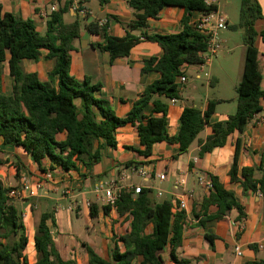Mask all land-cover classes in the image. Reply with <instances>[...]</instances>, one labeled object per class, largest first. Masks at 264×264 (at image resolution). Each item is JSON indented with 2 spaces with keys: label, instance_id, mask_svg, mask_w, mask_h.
Segmentation results:
<instances>
[{
  "label": "trees",
  "instance_id": "obj_1",
  "mask_svg": "<svg viewBox=\"0 0 264 264\" xmlns=\"http://www.w3.org/2000/svg\"><path fill=\"white\" fill-rule=\"evenodd\" d=\"M99 1L105 6L111 0ZM127 1L135 13L134 20L126 25L127 35L124 38L109 36L104 29L105 43L93 46L109 53L111 63L129 57L132 50L145 40L157 43L163 54L145 60L142 73L155 71L160 78L146 87L126 117H117L109 102L98 97L101 83H95L89 77L81 81L71 74L74 42L82 37V20L66 24L63 20L65 11H58L51 15L43 35L30 20L18 19L10 13L0 18V138L5 145L23 149L44 172H47L43 167L45 161L50 162V170L77 171L81 162L88 168L100 160L102 148H117V130L128 125L136 127L140 139V148L136 152L145 159L152 157L154 146L163 142L178 145V156L186 154L208 128L207 138L198 141V158L203 159L215 149L226 146L235 133L243 134L255 116L263 112V75L257 41L260 38L264 42V30L259 31L256 26L264 16L258 0L241 1L238 27L245 31L246 54L243 75L236 88V113L225 121L211 123L219 101H210L204 111L186 107L176 136L168 133L169 108L161 99L180 100L183 89L180 78L185 76L183 68L202 65L200 53L207 49L208 40L193 27V14H210L218 7L207 5L206 0ZM166 7L184 9L182 30L171 34H149V21L157 19ZM87 28L91 33L99 34V26L95 23L87 24ZM136 31L141 35L135 36ZM44 51L47 52L44 58L55 63L47 82L41 81L37 73H26L21 66L24 60L39 61ZM6 63L13 80L10 95L3 92V65ZM150 104L154 105V115L146 116L145 109ZM63 135L65 138H61ZM96 144L98 147L93 154ZM241 149L242 140L239 138L229 171L230 181L240 184L243 192L258 193L264 204V151L260 153L259 165L242 167ZM178 156L174 158L178 159ZM144 164L130 161L124 169H138ZM1 165L4 162H0ZM190 168H195L194 162L190 163ZM17 172L19 175V168ZM208 178L212 189L202 198L199 212L194 208L192 215L204 225L209 221L223 220L236 210V221H243L245 209L235 192L227 189L219 177L211 175ZM13 189L0 181V264H31L26 254L29 238L24 213L10 197ZM152 192L146 187L139 194L134 190H123L114 205L104 207L106 215L112 208L121 217L129 214L132 218L130 232L119 238L125 251L121 252L117 243L111 261L83 243L89 264H165L162 253L168 247L173 264H190L177 255L183 245L186 210H178L179 203L174 212L170 199L154 202ZM211 208H216V212L211 213ZM91 216L97 217L96 205H91ZM49 221L55 226L53 213L46 211L36 227L37 261L33 264H78L76 260L62 259L55 247ZM150 226L152 233H147ZM206 238L213 245V237L206 234ZM250 247L255 251L260 249L256 244ZM248 264H264V257Z\"/></svg>",
  "mask_w": 264,
  "mask_h": 264
},
{
  "label": "crops",
  "instance_id": "obj_2",
  "mask_svg": "<svg viewBox=\"0 0 264 264\" xmlns=\"http://www.w3.org/2000/svg\"><path fill=\"white\" fill-rule=\"evenodd\" d=\"M72 1H74L73 5L71 4ZM213 2L217 5V0H213ZM76 6L78 10H75ZM53 7L57 9L55 12L52 11ZM61 10L65 11L63 20L66 24H71L78 19L84 22L82 37L74 42L71 63L72 76L81 81L89 77L93 82L101 83L102 90L98 97L109 102L117 117H126L146 87L160 78V74L155 71L142 73L145 60L161 57L163 50L157 43L145 40L132 50L129 57L119 58L111 63L109 53L93 46L97 43H105L104 29L109 36L124 38L127 35L126 25L135 18V13L127 0H111L105 6H102L99 0H85L83 2L77 0H0V18L6 13H10L18 19L30 20L35 24L37 31L43 35L46 33L47 23L51 15ZM218 11H220L219 7ZM184 13V9L180 7L164 8L157 19L149 21L148 33L171 34L180 32ZM200 15V12L193 14L192 24ZM103 20H107L108 23L101 28L99 24ZM92 22L99 26V34H93L88 30L87 24ZM263 22L264 20H261L257 23L256 28L259 31L264 30ZM86 33H89V37L84 40L83 37ZM133 34L140 36L141 32L136 31ZM257 47L260 70L263 75L262 88L264 89V42L260 38L257 41ZM46 54L47 52L44 51L43 58L39 61L24 60L21 64L26 73H37L43 82L48 81L49 73L55 65L54 61L44 58ZM244 64L245 56L235 90L241 81ZM3 66V92L10 95L13 80L9 74L8 64ZM213 68L214 63L210 67L211 72H213ZM183 70L188 83L183 85L181 99H161L169 108L168 133L170 136H176L179 133L180 118L186 107H195L204 111L210 101H219V105L237 100V96L230 98V96L218 93L213 100L208 98L202 102L194 93V91H199L197 86L193 85V88L187 89L191 84L188 74L189 67H184ZM196 80H200V76H197ZM215 83L216 79L211 76L207 86L212 87ZM231 109L232 105L228 107L225 114H218L216 107V113L211 123L227 120L229 116L233 115ZM153 110L154 105H148L145 109V115L153 116ZM208 133L209 129L207 128L199 136L198 141L205 140ZM116 137L118 143L116 149L104 147L101 149L99 161L91 163L88 168L84 162H81L77 171L70 172L60 169L50 170L49 161L44 162L43 167L47 169V172H44L23 149L5 145L3 139L0 138V157L4 160H10L4 166L9 167L12 163L16 164L14 176L17 175L19 168L21 187L25 182L30 184V190L24 194V199L33 203L36 199L42 198L47 206L41 215L46 211L53 213L55 226L51 225V221H49V225L55 247L62 259L66 261L76 260L78 264H89V257L83 243L90 245L102 258L108 261L112 260V252L117 243L121 252L125 251V247L119 242V238L130 232L132 218L129 214L119 216L115 208H112L106 215L104 207L108 204L104 201L103 193L95 192V186L99 182L114 183L121 186L131 184L128 180H121L122 170L125 168V164L130 161L146 163L141 165V169L146 171L147 177L145 179L140 178L143 184L134 185L151 188L153 191L151 198L154 202L170 199L174 204V212L177 211V205L181 201L186 202L188 216L184 229L183 245L177 251L179 259L187 260L190 264H248L264 257V249L260 248L255 251L250 247L255 244L264 247V204L262 197L252 191L243 192L240 184H232L229 177L236 142L239 138L242 140L240 165L246 167L260 164V153L264 151V103L263 112L255 116L243 134L235 133L226 146L215 149L203 159L198 158L200 151L198 141L192 145L188 153L180 156H178V145H171L166 142L158 143L153 148L152 157L145 159L136 152L140 148V139L136 127L128 125L119 128ZM61 138H65V135ZM97 147L98 144L95 145L93 154ZM175 156H178V159H175ZM84 160L85 162L89 161L88 157H85ZM191 162L195 163L193 169L190 168ZM12 168L14 169L13 166ZM163 173L168 176V180L165 182L158 179V176ZM198 175L219 177L225 187L237 195L238 200L244 206L246 218L237 222L238 212L233 210L223 220L209 221L201 225V221L192 215L194 208L199 212L200 202L207 195L206 191L198 184ZM181 178H185L187 181L185 188L179 187L177 184ZM0 180L8 186L4 176L0 177ZM157 183H172V191L159 190L156 186ZM39 184H42V189L37 188ZM40 191H43V194L40 195ZM66 191H69L70 195L65 194ZM114 191L116 190L114 189ZM160 192L163 194L162 196H159ZM88 202L91 205H96L97 217L91 216V207H88ZM210 212H216V208H211ZM30 213L28 221L24 220V222L29 238L26 254L29 262L33 264L37 261L34 237L38 224L36 226L31 224L35 217L32 212ZM147 233H152L151 226ZM206 234L213 237V245L207 240ZM238 248L241 255L237 252ZM162 257L165 264H173L170 247L162 253Z\"/></svg>",
  "mask_w": 264,
  "mask_h": 264
},
{
  "label": "rangeland",
  "instance_id": "obj_3",
  "mask_svg": "<svg viewBox=\"0 0 264 264\" xmlns=\"http://www.w3.org/2000/svg\"><path fill=\"white\" fill-rule=\"evenodd\" d=\"M241 1L242 0H217V5L220 9V12L229 18V27L220 33V38L223 41V49L212 62V64L214 63L213 72H211L209 66L205 67V73L201 72V66L199 65H192L189 67L188 74L191 84L187 87V89L193 88V85L197 86L199 91H194V93L199 98V100H202V102H205V100L208 98L213 100L217 97L218 93H221L225 96H230V98L231 96H237L235 86L239 78L245 56V31L238 27L241 16ZM258 2L264 16V0H258ZM206 73L210 74V79L211 76L216 79L214 86H207V83L210 79L206 76ZM197 76H200V80H196ZM230 105H232L231 114H235L237 111V100H234V102H227L226 104H219L217 106L218 114H225ZM9 161L10 160L8 159L4 160L0 157V162H4V165H7ZM4 165L0 166V177H5V182L7 183L8 187L21 189V177L19 175L14 176V173H16V164L12 163L9 167ZM12 166L15 170L12 168ZM28 178L31 177L28 176ZM129 183L136 185L143 184L142 180L137 176H134ZM156 186H158L159 190L161 191H172L173 184L157 183ZM39 193L41 195L43 194V191H40ZM13 201L15 205L23 211L24 220L28 221L31 214L30 212L33 213L35 220L33 223L31 222V224H34V226L38 224L40 215L43 211H45L44 208L47 206V203L42 198L36 199V201L33 203H30L27 199H13Z\"/></svg>",
  "mask_w": 264,
  "mask_h": 264
},
{
  "label": "built area",
  "instance_id": "obj_4",
  "mask_svg": "<svg viewBox=\"0 0 264 264\" xmlns=\"http://www.w3.org/2000/svg\"><path fill=\"white\" fill-rule=\"evenodd\" d=\"M78 2L85 1V0H77ZM207 5H213V0H206ZM215 5V4H214ZM57 9L56 7L52 8V11L55 12ZM75 10H78V7L76 6ZM108 21L103 20L100 22L99 26L101 28L105 27L107 25ZM227 23L228 18L223 15L220 11L216 10L212 13H201L200 17L194 22L193 27L196 29L197 32L205 36L208 40L207 49L204 52L200 53V57L202 59V65H201V72L205 73V67L209 66V68L212 65V62L215 57L222 51L223 49V42L220 38V32L227 29ZM206 76L210 79V74L206 73ZM180 83L182 85L188 83V79L186 76H182L180 78ZM134 176H137L138 178L145 179L147 177V173L144 169L141 168H130V169H123L122 170V181H130L133 179ZM159 181L165 182L168 180L167 174L163 173L158 176ZM178 186L185 188L187 186V181L185 178H181L178 180ZM198 184L202 186L207 193L212 189V182L208 177L200 176L198 178ZM38 189H42V184H39L37 186ZM144 186H135L133 183L127 185V186H121L114 183H105V182H99L95 186V192L100 194H104V201L108 205H114L116 201L118 200V197L120 193L123 190H134L136 194L141 193V189H143ZM114 189L116 191H114ZM30 190V184L28 182H25L21 189H13L10 192V197L13 199H24V194L27 193ZM65 194L70 195L69 191H66ZM163 194L160 192L159 196H162ZM88 207H91V203H87ZM187 204L185 201H181L178 207V210H186ZM261 249H264L263 246L260 247ZM237 252L239 255H241V251L238 248Z\"/></svg>",
  "mask_w": 264,
  "mask_h": 264
},
{
  "label": "water",
  "instance_id": "obj_5",
  "mask_svg": "<svg viewBox=\"0 0 264 264\" xmlns=\"http://www.w3.org/2000/svg\"><path fill=\"white\" fill-rule=\"evenodd\" d=\"M88 37H89V33H86V34L84 35L83 39H84V40H85V39H88Z\"/></svg>",
  "mask_w": 264,
  "mask_h": 264
}]
</instances>
